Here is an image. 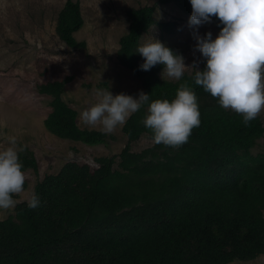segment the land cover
I'll use <instances>...</instances> for the list:
<instances>
[{
    "label": "trees",
    "instance_id": "16d2710c",
    "mask_svg": "<svg viewBox=\"0 0 264 264\" xmlns=\"http://www.w3.org/2000/svg\"><path fill=\"white\" fill-rule=\"evenodd\" d=\"M172 2L191 13L190 0ZM157 4L129 7L127 31L119 38L118 61L138 78L151 98H173L187 80L194 88L200 124L178 147L155 143L140 151L130 144L142 134L147 105L122 126L127 141L116 155L96 157L90 167L74 161L34 184L41 203H16L14 214L0 219V264H228L251 261L264 253V126L261 117L243 123L240 113L217 103L192 72L180 80L162 79L163 65H138L135 51L152 26L172 33L176 22L157 20ZM79 0L59 9L55 31L70 48H84L75 32L83 25ZM219 31L213 16L207 22ZM204 66L203 58L200 67ZM70 77L38 83L50 96L45 127L62 138L86 144L106 142L102 131L81 128L78 112L63 98ZM263 139V152L251 149ZM24 171H37L34 152L23 146ZM26 184L24 183V187ZM17 194H14V198Z\"/></svg>",
    "mask_w": 264,
    "mask_h": 264
},
{
    "label": "rangeland",
    "instance_id": "374dc122",
    "mask_svg": "<svg viewBox=\"0 0 264 264\" xmlns=\"http://www.w3.org/2000/svg\"><path fill=\"white\" fill-rule=\"evenodd\" d=\"M66 0H0V147L9 144L8 137L17 138V147H29L35 155L38 169L24 171V190L14 198L16 203L28 200L34 184L47 173H56L67 161L97 165L96 157L118 154L127 138L118 126L104 133L106 142L86 144L62 138L50 132L44 118L50 111V96L36 89L38 83L62 79L69 81L62 98L77 110V123L81 128L96 129L100 125H87L80 113L96 100L98 88L109 87L113 94L124 91L137 95L140 82L116 57L120 36L127 31L129 7L157 4V20L175 21L172 33L152 26L140 39V44L151 35L158 37L175 51L185 56V63L202 57L193 45V30L203 34L218 32L207 22L199 26L188 23L190 13L180 10L172 2L158 0H79L83 25L75 32L77 39L86 41L84 48H70L57 35V13ZM143 58V57H142ZM193 71L189 68L186 72ZM161 75V72H160ZM166 79H172L165 77ZM174 80V79H172ZM264 126V110L259 114ZM154 144L142 134L130 144L131 151H140ZM263 152V139L251 149L253 155ZM15 203V205H16ZM13 207L0 209V219L14 214ZM228 264H264V253L251 261H231Z\"/></svg>",
    "mask_w": 264,
    "mask_h": 264
},
{
    "label": "clouds",
    "instance_id": "9594fccd",
    "mask_svg": "<svg viewBox=\"0 0 264 264\" xmlns=\"http://www.w3.org/2000/svg\"><path fill=\"white\" fill-rule=\"evenodd\" d=\"M189 25L199 26L219 19L218 33L201 34L193 30L194 55L203 58L185 63V56L151 35L135 51L142 57L138 67L149 70L163 65L161 77L180 80L191 68L196 85L209 92L217 103L240 113L247 125L264 110V0H190ZM147 105L143 124L152 132L155 143L178 147L186 142L194 127L200 124L198 97L187 80L182 81L173 98H151L150 92L139 90L137 95L124 91L113 94L109 87L96 90V100L80 113L87 125H100V131L113 132L123 126L132 113ZM9 144L0 147V209L13 207L14 194L24 190L25 173L20 159L17 138L8 137ZM33 191L27 200L29 208L40 205Z\"/></svg>",
    "mask_w": 264,
    "mask_h": 264
}]
</instances>
